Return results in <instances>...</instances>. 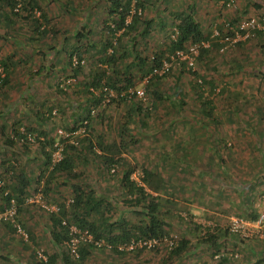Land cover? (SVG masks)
Listing matches in <instances>:
<instances>
[{"label": "rangeland", "instance_id": "rangeland-1", "mask_svg": "<svg viewBox=\"0 0 264 264\" xmlns=\"http://www.w3.org/2000/svg\"><path fill=\"white\" fill-rule=\"evenodd\" d=\"M39 1L49 19L48 26L58 30L55 36L34 35L33 25L24 13L16 25H8L10 22L6 21V24L0 23V62L7 63L5 69L0 67V76L7 74L8 79L5 84L0 81V180H17L5 173L9 166L16 170L13 176L26 169L33 181L43 168L38 143L33 141L35 132L25 133L31 142L28 150L23 148L21 139H15L14 147L5 144L13 135L15 121L21 123L20 132L25 126L34 131H46L58 148L66 142L67 134H71L70 143L78 148L86 147V154L74 167L79 175L76 181L89 184L98 195L105 197V202L112 204L114 216L122 214L128 224L139 223L141 217L134 216L132 208L125 202L130 196L119 186L120 166L108 170L83 140L88 135L96 142L100 134L107 143L113 141L118 135L117 119L130 104L120 101L114 91L111 93L116 100L110 98L109 102L96 105L89 100V94L81 90V85L76 91L71 89L73 84L70 83L73 72L69 52L82 44L84 75L81 73L80 79L83 77L85 81L89 71L100 66L98 57L104 53L103 47L109 38L102 22L106 20L107 25H112L114 17L107 15L103 0ZM145 3L144 20L155 21L149 32L142 34L140 22L134 31L122 34L120 39H112L111 49L119 57L117 65L111 69H106L105 65L101 67L112 77H120L115 71L120 75L119 68L125 69L134 82L129 92L147 90L145 101L154 110L147 123L142 124L138 144L127 148L121 156L136 166L131 175L135 181L140 182L143 166H156L161 174L175 176L163 188L155 186L154 182L150 185L140 183L147 192L162 198L163 215L170 222L167 236L175 237L177 241L190 238L193 245L202 241V232L211 226L207 225L215 224L218 227L215 233L223 232L231 215L248 217L251 210L254 212L263 207L264 31H255L248 38L235 42H221L222 37L219 42L224 46L212 45L203 59L196 58L193 68L181 63L173 65L166 77L152 83L151 89L145 81L147 76L142 75L144 67H138V61L131 67L127 68V65L131 59L136 60L135 55L151 59L159 51H164L165 55L169 53L167 48L175 29L172 16L175 11H188L194 4L193 16L203 32L209 35V41L205 42L209 44L215 41L216 31L230 36V24L235 26L241 20L264 16V0H231L230 4L223 0H145ZM39 13L36 11L35 15L39 16ZM83 25L93 29L90 41L96 42V48L90 47L87 39H77V34L74 35L76 27L86 31ZM121 33L119 31L115 36L119 37ZM50 51L52 53L46 56L45 53ZM209 82L216 86L214 91ZM198 83H201V89ZM154 89L162 95L161 101L153 96ZM207 100L212 101V115L206 114L201 106V101ZM180 101L182 105L174 109L172 102ZM86 110H90V114L94 110L91 115L92 120H96L90 124L92 131L89 132L79 123V116ZM76 126L75 132L70 131ZM176 141H180L179 147L175 145ZM57 149L52 154L54 162L57 161ZM161 152L171 158L173 155L180 157L173 159L179 166V169L176 167L179 174L173 175L174 168L166 157L163 158L165 164L160 167ZM208 152L215 155L214 162L204 155ZM69 183H62L57 192L47 196L43 193L42 182L31 186L21 212L17 211L16 215L24 230L33 234L31 239L24 240L0 222V264H47L44 262L48 254L66 252L65 245L57 250L52 242V213L43 210L41 201L58 207L64 203L70 208L73 196ZM116 228L115 232L119 231ZM218 239L220 242L214 245H200L198 251L188 256L181 254L169 259L171 250L166 248L125 254L101 248L93 249L84 262L71 259L70 264H219L215 253H223L227 257L226 264H264V260H260L264 257V248L259 247L258 238L247 241L255 245L256 251L246 247L245 240L236 243L227 234ZM188 249H191L190 245ZM51 264L64 263L58 257Z\"/></svg>", "mask_w": 264, "mask_h": 264}, {"label": "trees", "instance_id": "trees-1", "mask_svg": "<svg viewBox=\"0 0 264 264\" xmlns=\"http://www.w3.org/2000/svg\"><path fill=\"white\" fill-rule=\"evenodd\" d=\"M103 1L105 3V11L107 15L114 17L112 19L113 26L107 25L106 20H103L102 22L109 33L108 41L104 46L108 47L109 49L113 47L112 39H120L122 34L134 31L138 23L142 22V34L146 35L149 32V28H151L152 24L155 22L154 21L152 23L151 20H144L143 16L146 6L145 0ZM193 5L194 4H192V7ZM192 7H189L192 13L190 10L180 12L175 11L172 13V16L175 18L174 26L178 33L175 39H171L170 45L167 48L168 52H172L176 49H182L188 43L209 41V35L203 32L201 25L198 23L199 21L193 16ZM36 11L40 12L39 16L35 15ZM23 13L24 16L30 19L33 25L32 31L34 35L55 36L57 34V29L48 26L49 19L47 18L45 11L42 9L39 0H0V23L6 24V22H10L8 25H16L20 21L18 19L21 18ZM141 19H143V21ZM82 28L86 31L82 32L79 27H76L74 29V35L77 34V39H87L86 42L89 43V46L96 48V42L90 41L93 29H91V27H86V25H83ZM119 31L122 33L119 35V37H116L115 35ZM219 32L220 35L215 37V41H210L207 47L200 48L197 59H203L204 56L209 52L212 45H217L220 47L224 46V44L219 42V40L222 37H225V33H221V31ZM228 34L233 35V31L229 30ZM105 47H103V49H105L104 53L98 57L100 66H96L94 70H90L87 78H85V81L82 80L83 77L80 79V74L82 73L81 67L83 65L78 64L74 66L72 61H69L70 68L73 72V79L70 81V83L73 84L71 89L77 91V86L81 85V90L87 92L89 94V100L96 105H99L105 99V97H109L111 100H116V97L110 95L111 92L114 91L118 94L117 98H119L120 101L128 102L130 104V106H127L123 109L122 113H120V116L117 119L118 135L113 141L107 143L105 137L100 134H98L96 142L88 135H85L83 140L87 141L91 152L102 161L103 166H106L108 170L113 168V166L118 168L120 166V177L118 179L119 186L124 188L126 194L130 196L129 198H125V202H128L129 207L132 208L133 215L136 217L140 216V220L142 221L135 224H128V222L123 219L122 214L114 216L115 213L112 211L113 208H111L112 204L110 202L106 203L105 197L98 195L89 184H84L82 182L79 183L80 181H76L78 180L79 175L75 172L74 167L86 154V147L78 148L76 144L70 143L68 140L71 134L67 136L64 145L60 147L61 158L54 162L52 159V154L59 147L54 146L55 140L52 139L46 131H34L35 129L28 126L23 127L24 131L20 132L19 127L21 126V123L19 121H15L13 135L10 136V139L6 140L5 144H8L7 147H14L15 139H21L23 148L28 150V144H31V142L28 140L25 133L33 134L35 132L36 136L33 138V141L34 143H38V148L40 149L42 156L43 168L40 170L35 181L30 179L26 169H22L18 172L17 176H13V173L15 174L16 171L15 168H13V166L6 168L5 173H8L7 175H11L13 178L15 177L17 180L12 182L5 181L4 184L0 185V211L4 210L12 198L17 204V210L21 212L27 195L29 194L30 190H32L31 186L34 185V183L37 185L42 182L43 193L47 196L57 192L62 183L67 184L69 181L71 182L69 183V188L73 197L70 208H67L64 203H61L59 204L58 212L50 214L53 224L52 231L50 233L52 236V242L56 245L57 250L59 246L65 245L66 252L58 251L57 254L55 252L51 255L48 254L47 259L44 262L47 264L55 262L58 257L64 264H70L72 261L71 259H75L77 262H84L85 259L91 256L93 249L104 248L96 247L94 244L87 241H81L77 246V256H73L70 253V249L68 248V243L71 239V225H75V227L80 231H87L94 237L95 240H104L106 243L111 244L112 247L108 250L115 254L133 252L119 251L116 247L117 244L129 242L132 238L147 239L159 238L169 235L170 222L163 215L164 213L162 211L161 203L162 198L159 197V195H153V193L147 192L144 185H150L152 182H154L155 186H160L163 188L166 187L165 184L171 183L170 180L175 179V176L173 177L168 174H161L160 171H158V167L154 165L152 168L143 166V174L140 179V182L144 184L142 185L140 182L131 179V175L135 172L136 166L125 161V159L121 156V154L126 151L127 148H132L138 144V133L140 132L142 124L147 123V119L154 110V107L152 105H147V102L145 101L147 100L145 95L143 97H139L136 96L135 91H128L131 87H133L134 82L125 69L119 68V70H121L120 75H118V72L115 71L117 76L120 77H112L109 75V72H107L106 69L114 68L117 65V60L119 57H117V53L113 49H111L110 52H107L108 48L106 49ZM51 53V51L46 52L45 55L48 56ZM74 53H76L80 59L83 58L82 44L80 46L74 47L69 52V59H71ZM164 56V51H159L158 54H154L151 59L148 57L142 58L139 55H135L136 60L131 59L130 65H127V68L133 66L135 61H138V67H140V65L141 68L142 66L144 67L142 75L145 77L153 73L155 68H159L161 66V59ZM181 64L185 66L184 63ZM104 65L106 69L101 67ZM0 67L5 69L7 67V63L1 61ZM167 73L162 75L152 74L146 82L147 86H149L148 89L153 85L152 83L155 80H161L166 77ZM0 81L3 84L8 82L7 74H4L3 77L0 76ZM209 84L212 91H214L216 86L212 82H209ZM198 86L200 88L201 83ZM152 94L156 99H159L158 101L163 99L162 95L156 89L152 91ZM200 96L201 95H199V97ZM181 103L182 101H180V103L172 102V104L175 106L174 109L179 108L182 105ZM201 106L204 107L206 114L212 115L211 110L213 109V104L211 100L201 101ZM206 107H208L209 110H206ZM48 113L49 115L52 114L51 109H49ZM84 113L85 114H83V116H79V123L82 128H86V132L92 131L89 126L93 121L96 120H92L93 116L90 114V110H86ZM99 118L101 119V117ZM76 128L78 129L76 126L70 131L75 132ZM179 144L180 141H176L175 145L177 147L180 146ZM95 150H98L99 153H97ZM204 155L210 158V162H214V154L208 152ZM164 157L170 161L168 164L174 168L173 175L179 174L178 170H176V167L178 168L179 166L175 164L173 159L178 158L177 160H179L180 157L178 155H173V158H171L165 153L161 152V154H159L158 161L160 163V167L161 165L165 164V162H163ZM35 189L36 188L34 187L33 190ZM5 191H7V194H4ZM165 201L166 203H169L168 199ZM257 214L258 213L256 210H254V212L251 210L248 217L255 218ZM136 217H133V219ZM63 221H65V223H63ZM0 222L4 224V226L9 231L15 232V229L9 220H0ZM207 226L210 227H207L204 235L202 234V241H197L195 244L193 243V245L190 244V238L184 237L177 241L178 244L176 247L168 254L169 259L174 256H180L184 251H186V248H188L189 245L191 246V250L196 248L198 245H214L219 240L218 238L220 236L227 234L228 232L225 229L223 232L219 231L215 233V228L216 231L218 230L217 225L212 227V224H209ZM115 227H117L116 229H119V231L115 232ZM195 228H199L198 224H195ZM28 235L30 239L33 237L31 232H29ZM159 249L160 248H154L151 250L157 251ZM146 250L148 249L141 248L135 251H137L136 253H139ZM260 258V260H264L263 256ZM216 260L219 264H223L226 262L227 257L223 255L221 258Z\"/></svg>", "mask_w": 264, "mask_h": 264}, {"label": "built area", "instance_id": "built-area-1", "mask_svg": "<svg viewBox=\"0 0 264 264\" xmlns=\"http://www.w3.org/2000/svg\"><path fill=\"white\" fill-rule=\"evenodd\" d=\"M226 4H230L231 0H223ZM113 26V25H112ZM229 26V24H228ZM228 30L233 31V35L225 36L221 42L231 41L235 42L240 38H248L250 33L255 31H264V16H259L257 18L250 17L245 20H241L235 26L230 24ZM178 31L176 28L173 30L171 39H175ZM215 35L218 37L220 34L216 31ZM209 44H206L204 41L200 43H189L186 44L182 49H176L172 52L167 53L161 59V66L159 68H155L153 73L145 78L147 82L149 77L152 74L162 75L171 70V67L175 64L184 63L187 68H193L196 58L199 55V51L201 47H207ZM111 51V50H110ZM71 61L74 66L83 65L84 60L79 58L76 53L72 55ZM135 94L139 97H143L145 95L144 90H137ZM112 95V93L110 94ZM110 98L105 97L102 103L109 102ZM94 110L91 111L93 114ZM86 122V121H85ZM61 132V131H60ZM69 134H67L68 136ZM57 160L61 158L60 151L61 149H57ZM114 170V169H113ZM112 170V171H113ZM5 180H0V185L4 184ZM4 194H7L5 191ZM41 207L48 213H57L59 207L56 205H47L43 201H41ZM17 204L14 199H10L9 204L4 208L3 211L0 212V220H9L12 226L15 229V232L19 234L24 240H28L29 235L24 230L22 225L18 223L16 220L17 215ZM65 223V221H63ZM215 224L212 225L214 227ZM225 229L228 233L240 240H250L252 238H258L264 240V206L258 212L255 218L243 217L239 215H231L228 218L227 223L225 224ZM205 230L202 232L204 235ZM70 235L71 239L68 243V248L70 249V253L73 256H77V246L81 241H87L94 244L96 247H104L110 249L112 247L111 244L106 243L104 240H95L94 237L89 234L87 231L78 230L75 225L70 226ZM177 245V239L172 236H163L159 238H132L129 242L117 244L116 247L119 251H135L137 249H154V248H166L167 250H173ZM224 254L217 253L215 255V259L221 258ZM235 257H237L235 255Z\"/></svg>", "mask_w": 264, "mask_h": 264}, {"label": "crops", "instance_id": "crops-1", "mask_svg": "<svg viewBox=\"0 0 264 264\" xmlns=\"http://www.w3.org/2000/svg\"><path fill=\"white\" fill-rule=\"evenodd\" d=\"M62 66V65H61ZM0 165H2L1 163H0ZM262 206H264V201H263V203H262ZM261 209V208H260ZM260 209L258 208V210L256 209V211H257V213L260 211ZM34 213V212H33ZM33 213H31V214H33ZM34 218L35 219H38V217H35L34 216ZM227 235L228 236H230V238H233V240H235L236 241V243H239V241H240V239H238V238H236V237H234V236H232V235H230L228 232H227ZM239 240V241H238ZM251 240V239H250ZM259 241H258V245H259V247L261 248V246H262V248H264V240H261V239H258ZM244 241V240H243ZM246 242L247 241H249V240H245ZM218 242H220V239L218 240ZM246 242H244V243H246ZM246 245V247H248V248H250L251 249V251H256L257 249H256V247H255V245L254 244H252V245H250L248 242H247V244H245ZM200 247V246H199ZM199 247L197 246L196 248H193L192 250L190 249H188V250H186V251H184L183 253H182V256H188L189 254H194V252L195 251H198V249H199ZM201 247H202V245H201ZM264 254V253H263ZM179 259H181V258H179ZM183 261V260H182ZM176 262V261H175ZM178 262V261H177ZM227 263V261L225 262V263H223V264H226ZM178 264H179V262H178ZM199 264H204V263H199Z\"/></svg>", "mask_w": 264, "mask_h": 264}]
</instances>
